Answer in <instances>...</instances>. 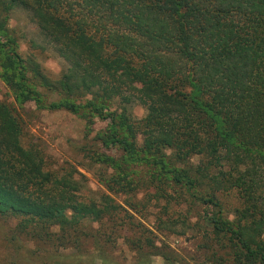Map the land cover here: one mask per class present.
Masks as SVG:
<instances>
[{
  "label": "trees",
  "instance_id": "obj_1",
  "mask_svg": "<svg viewBox=\"0 0 264 264\" xmlns=\"http://www.w3.org/2000/svg\"><path fill=\"white\" fill-rule=\"evenodd\" d=\"M15 8L65 63L58 78L20 56L8 27ZM0 77L19 103L108 120L97 138L120 157L96 161L119 178L147 167L150 181L203 206L236 264H264V0H0ZM37 85L59 98L43 103ZM135 101L147 110L139 119ZM21 136L0 101V215L19 216V230L38 225L52 238V227L67 232L116 210L108 194L78 197V181L45 169ZM224 191L240 199L232 219L222 214Z\"/></svg>",
  "mask_w": 264,
  "mask_h": 264
},
{
  "label": "rangeland",
  "instance_id": "obj_2",
  "mask_svg": "<svg viewBox=\"0 0 264 264\" xmlns=\"http://www.w3.org/2000/svg\"><path fill=\"white\" fill-rule=\"evenodd\" d=\"M8 27L21 57L32 58L50 79L60 76L65 63L47 48L25 10L13 9ZM139 88L135 83L132 91L138 93ZM36 89L45 104L59 98L43 86ZM0 101L19 117L22 143L39 151L45 169L69 172L79 183L81 199L100 202L101 195L108 194L117 205L101 220L86 219L76 229L50 228L52 238L45 236L48 229L38 225L19 230V216L0 215V264H236L224 241L205 223L203 206L193 203L188 194L150 181L142 165L119 178L115 168L95 160L98 153L120 157L117 147L105 146L97 138L108 133V120L39 108L33 100L19 103L1 77ZM128 106L135 119L147 112L137 101ZM218 197L223 216L232 219L234 209L240 207L239 197L234 191L221 192Z\"/></svg>",
  "mask_w": 264,
  "mask_h": 264
}]
</instances>
